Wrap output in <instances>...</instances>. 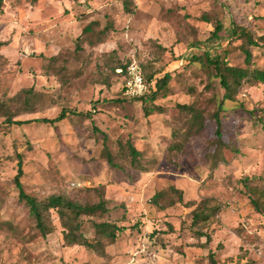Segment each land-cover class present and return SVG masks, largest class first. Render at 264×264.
Here are the masks:
<instances>
[{"label": "rangeland", "instance_id": "obj_1", "mask_svg": "<svg viewBox=\"0 0 264 264\" xmlns=\"http://www.w3.org/2000/svg\"><path fill=\"white\" fill-rule=\"evenodd\" d=\"M90 23L99 24L96 31L112 25L110 38L95 47L82 43L85 52L76 53L77 39ZM232 23L264 35V0H2L0 42L6 46L0 50V101L33 88L53 94V106L38 100L43 110L23 119H52L63 109L69 115L54 125L0 129V264H211L210 253L218 264H264V195H254L258 212L239 183L257 177L256 185L264 186V129L252 120L264 108V85L241 91L238 104L244 109L228 112L216 136L210 119L223 89L216 80L209 82L203 64L180 70L175 63L192 48L197 55L220 54ZM217 24L223 25L220 38L209 40ZM228 52L230 65L244 67L239 48L230 46ZM56 55L62 58L59 69L66 67L60 72L64 79L43 75L44 59ZM252 55L254 65L264 69V46ZM133 58L170 73L169 95L155 102L165 113L147 117L141 101L120 95V81L110 68ZM180 104L203 113L204 127L169 164L165 143L190 123ZM95 129L106 134L112 153L119 139L132 138L153 172L142 174L126 164L123 171L111 168L100 159L104 140ZM19 153L26 194L41 200L62 194L82 205L107 202L106 220L123 232L105 243V257L83 247L64 249L61 229L40 235L13 184ZM167 186L182 191L184 203L215 199L221 205L219 221L206 230L207 244L206 238L193 237L190 209L151 207L153 195ZM52 218L58 224L54 213ZM81 221L88 238L94 236L93 223L101 222Z\"/></svg>", "mask_w": 264, "mask_h": 264}, {"label": "trees", "instance_id": "obj_2", "mask_svg": "<svg viewBox=\"0 0 264 264\" xmlns=\"http://www.w3.org/2000/svg\"><path fill=\"white\" fill-rule=\"evenodd\" d=\"M88 1V0H87ZM2 0H0V4ZM126 5L128 3H125ZM128 10V9H127ZM96 27H99L98 23H90L82 29L80 37L77 39V45L75 52H85V47H82V43L85 45L95 47L107 42L110 38V33L113 31V26H107L101 31H96ZM223 29V25L217 24L214 29L211 30V36L209 40L219 39V35ZM235 43H239L235 45ZM235 46L241 50L244 55V67H238L230 65L228 63V48ZM6 46V43L0 42V50ZM224 46V45H223ZM264 46V35H257L252 33L246 28L233 24L230 26L229 36L227 40V46L224 47L220 54L211 56L209 51H205L200 55H197L198 49H190L191 53L185 58L184 63L179 68L184 70L188 65L194 63H201L209 71V82L213 83L216 80L220 87L223 89L224 94L222 100L217 105V110L214 112L211 120V124H215V135L220 136L222 129V118L230 111L243 110L244 106L241 102L238 104V95L246 87H255L257 85H264V69L259 68L253 63L252 49H259ZM179 56H176L175 63L179 64ZM44 76H50L53 74L59 79H64L65 75L61 74L66 72V67L62 66L59 69L62 58L60 55H56L50 58L44 59ZM131 61L126 63H115L110 69L112 74L120 81V95L123 93V81L126 74V69ZM143 77L147 82H153L154 86L151 94L133 99L130 101H141L144 114L150 117L154 114H163L166 109L155 104L159 97L168 96V84L171 80L170 73L163 74V70L153 71L152 66L142 65L139 63ZM117 70H121L119 73ZM60 73V75H58ZM163 74V75H162ZM42 100V103L49 101L50 106H53L54 95L42 94L35 91L33 88L22 90L17 96L13 98L5 97L0 101V129L11 128L15 125L29 124L32 122H38L43 124L54 125L64 121L69 112L63 109L57 116L50 119L43 117L41 119H23L26 115L36 114L43 110V107H37L38 102ZM38 101V102H37ZM232 103L234 107H228L225 104ZM258 106V104L256 105ZM179 110L184 111L190 116V123L185 130H178L172 133L170 139L165 143L163 150L164 159L169 164H174L179 155L184 154L185 146L192 140L195 134H201L204 127V115L200 111L196 110L191 105L180 104L177 106ZM47 109V108H46ZM45 109V110H46ZM49 110V109H47ZM258 117H254L252 120H256L255 123L260 124L264 129V108L258 111ZM98 130V129H95ZM103 134V149L101 151L100 159L107 162V164L114 169L123 171L126 165H129L135 171L142 174H149L153 172L152 165L145 166L146 161L144 159L142 151H140L132 138L119 139L116 143L117 150L112 153L107 146L108 138L106 134ZM223 160V159H222ZM225 161V160H224ZM22 155L18 154V171L13 180V184L19 191V201L23 202L29 209L30 217L34 223L36 230L41 236L47 237L56 234L61 229L62 247L64 249H71L74 247H83L97 257L106 256V242H115L118 236L123 232V228L117 225L115 222H109L106 217L109 214L106 201H100L92 205H82L65 195L57 194L49 196L43 200L26 194L24 191L21 178L24 175L22 169ZM126 164V165H125ZM157 164L156 162L154 163ZM213 166L212 168H214ZM257 177H243L239 180L242 187L246 189L248 196L253 197L251 204L258 212H262L260 202L254 197L257 192L264 195V186L256 185ZM241 190V189H240ZM243 190V189H242ZM151 207L168 210L173 209L177 205L181 204L184 207L190 209L187 216L191 220L190 229L194 232L193 237L198 240L206 238V244L209 242V235L206 230H209L213 225L219 221V215L221 211V205L215 199H202L199 203L194 204L192 202L184 203V194L174 186H167L160 191H157L150 199ZM55 214L56 221H53L52 214ZM99 218L101 222L93 223L94 236L88 238L82 231V218ZM2 223L0 224V226ZM169 229L172 226L169 225ZM156 239L162 238L160 234H152ZM205 246V245H204ZM211 264H218L213 253L209 254ZM84 264H92L90 262Z\"/></svg>", "mask_w": 264, "mask_h": 264}, {"label": "built area", "instance_id": "obj_3", "mask_svg": "<svg viewBox=\"0 0 264 264\" xmlns=\"http://www.w3.org/2000/svg\"><path fill=\"white\" fill-rule=\"evenodd\" d=\"M184 61L185 58H182L179 61L178 68L182 66ZM117 71L119 73L121 72V70ZM153 86V82L145 81L139 63L136 61V59L133 58L126 69V74L123 81L122 97L126 100L146 97L151 94Z\"/></svg>", "mask_w": 264, "mask_h": 264}, {"label": "crops", "instance_id": "obj_4", "mask_svg": "<svg viewBox=\"0 0 264 264\" xmlns=\"http://www.w3.org/2000/svg\"><path fill=\"white\" fill-rule=\"evenodd\" d=\"M190 53H191V50H190ZM189 56V55H188Z\"/></svg>", "mask_w": 264, "mask_h": 264}]
</instances>
